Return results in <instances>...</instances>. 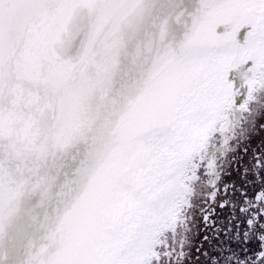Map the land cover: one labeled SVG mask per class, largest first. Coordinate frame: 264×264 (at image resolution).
<instances>
[{"label": "snow or ice", "instance_id": "6c2138e0", "mask_svg": "<svg viewBox=\"0 0 264 264\" xmlns=\"http://www.w3.org/2000/svg\"><path fill=\"white\" fill-rule=\"evenodd\" d=\"M0 264H264V0H0Z\"/></svg>", "mask_w": 264, "mask_h": 264}]
</instances>
